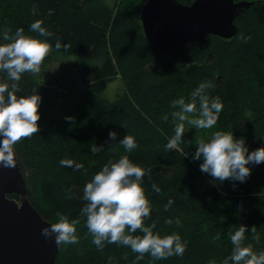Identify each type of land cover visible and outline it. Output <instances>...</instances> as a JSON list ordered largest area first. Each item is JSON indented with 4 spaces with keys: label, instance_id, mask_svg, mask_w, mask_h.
<instances>
[{
    "label": "trees",
    "instance_id": "1",
    "mask_svg": "<svg viewBox=\"0 0 264 264\" xmlns=\"http://www.w3.org/2000/svg\"><path fill=\"white\" fill-rule=\"evenodd\" d=\"M194 1L179 0L184 5ZM247 1L254 5L236 20L233 39L210 37L204 43L161 51L150 45L142 29L140 15L146 0L121 7L119 0H0L3 43L10 42L4 34L11 36L18 27L26 35L39 36L30 30L35 20L43 21L53 33L41 37L53 47L40 72L25 73L18 82V95L37 91L42 97L40 131L22 138L14 148L36 211L52 223L59 215L79 221V242L61 244L58 264H208L213 258L219 264L231 253L229 231L241 224L249 227L243 243L256 251L264 249V163L249 165L252 173L246 182L221 183L201 172L202 161L192 159L197 141L217 130L245 138L250 151L264 147V0ZM57 39L59 49L54 46ZM54 55L75 57L71 65L78 76L71 67L70 75L75 74L83 88L77 91L82 99L67 107L60 119L50 115L42 93L44 80L51 78L46 68ZM5 78L0 73V80ZM117 78L124 83L122 96L116 102L102 98L108 83ZM204 80L214 84L209 96L220 97L224 104L216 125L196 129L185 122L184 142L166 150L164 145L174 134L171 100L184 97L189 102L192 90ZM53 81L48 84L55 85ZM63 87L56 89L65 93L70 88ZM69 116L73 120L66 119ZM110 131L118 137L110 138ZM126 134L137 141L131 152L118 143ZM122 155L146 170L142 185L152 211L145 224L154 225L153 231L161 236L178 232L186 243L182 256L155 260L145 253L137 260L138 253L128 246L106 244L101 250L92 243L86 217L80 215L86 203L83 187L103 165ZM62 158L84 167H62ZM203 180L208 184L200 190ZM153 183L159 192L152 189ZM257 234L259 242L253 238ZM133 235L143 233L137 230Z\"/></svg>",
    "mask_w": 264,
    "mask_h": 264
},
{
    "label": "clouds",
    "instance_id": "2",
    "mask_svg": "<svg viewBox=\"0 0 264 264\" xmlns=\"http://www.w3.org/2000/svg\"><path fill=\"white\" fill-rule=\"evenodd\" d=\"M30 30L39 36L26 35L24 28L18 27L11 36L4 34V39L10 40L9 43H0V73L6 74V78L0 80V165L5 167L15 166L13 146L22 138L31 137L40 131L38 121L42 115V97L37 91L30 95H18L21 91L18 82L25 73L40 72L42 62L53 47L41 37H50L53 33L43 26L41 20L33 21ZM54 46L61 48V41L57 39ZM63 47L67 48V45ZM213 87L211 80H204L192 90L189 102L184 97L171 100L170 106L175 109L171 112L174 134L164 145L166 150L176 149L183 141L185 122L196 129H210L216 125L224 104L220 97L209 96L208 90ZM66 119L73 120V117ZM109 137L116 139L118 133L110 131ZM118 143L128 152L137 147L133 135L126 134ZM196 145L192 159L202 161L199 164L201 172L221 183L225 180L246 182L252 173L249 165L264 163V147L250 151L246 139L237 138L233 132L217 130L208 139L197 141ZM59 163L62 167H74L76 170L84 167L82 163L66 158H62ZM145 175L144 168L128 155H122L118 160L103 165L85 183L82 199L86 203L80 215L86 217L92 243L101 250L106 244L128 246L132 252L138 253L137 260L142 259L145 253L155 260L182 256L186 243L178 232L161 236L159 232L153 231L154 225L145 224V218H149L152 211L142 185ZM233 186H236L235 183ZM151 187L156 192L160 191L156 183ZM168 206L165 205V208ZM78 223L76 219L70 220L65 215H59L57 222L42 229V234L54 237L58 244H77ZM137 230L143 235H133ZM247 231L249 227L245 224L239 225L235 231H229L231 253L219 264H264V249L256 251L251 244L243 243ZM251 231L255 233L256 227H251ZM253 238L257 242L260 240L259 234ZM208 264H217V261L213 258Z\"/></svg>",
    "mask_w": 264,
    "mask_h": 264
},
{
    "label": "water",
    "instance_id": "3",
    "mask_svg": "<svg viewBox=\"0 0 264 264\" xmlns=\"http://www.w3.org/2000/svg\"><path fill=\"white\" fill-rule=\"evenodd\" d=\"M253 5L247 0H195L192 5L179 0H146L140 20L150 45L169 51L207 42L210 37L233 39L238 31L236 20ZM13 153L14 167L0 165V264H58L61 244L42 234L52 222L30 203L14 146Z\"/></svg>",
    "mask_w": 264,
    "mask_h": 264
},
{
    "label": "rangeland",
    "instance_id": "4",
    "mask_svg": "<svg viewBox=\"0 0 264 264\" xmlns=\"http://www.w3.org/2000/svg\"><path fill=\"white\" fill-rule=\"evenodd\" d=\"M134 3H140V0H119V7L122 5H132ZM51 55V51L46 57ZM75 61V57H70L69 59H64L62 56L54 55V59L51 64H49L46 68V72L49 74L51 73V78H47L44 80L45 88L42 86V93L45 92V98L47 99L44 101L46 105L49 107L50 115L54 118L60 119L61 117L66 116V108L73 105L75 101H80L82 97L78 90L83 89L82 85L80 84L79 80L77 79L76 75L71 76L70 67L75 71L78 76V69L71 65L72 62ZM70 64V65H69ZM71 76L70 81H68L69 76ZM74 77V78H73ZM53 81L55 85L48 84V81ZM62 84L60 86L59 84ZM71 83L73 86H71ZM63 85H66L70 88L66 89L65 94L64 92L58 91L59 89H64ZM59 89H56L57 87ZM124 93V83L119 78L113 80L112 82L108 83L105 91L100 95L104 99H108L112 102H116ZM208 182L203 180L200 185L199 189L203 190L207 186Z\"/></svg>",
    "mask_w": 264,
    "mask_h": 264
}]
</instances>
